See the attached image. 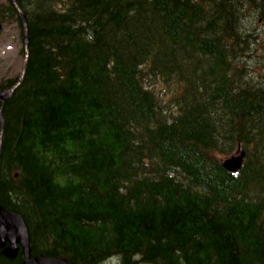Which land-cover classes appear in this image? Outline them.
Wrapping results in <instances>:
<instances>
[{"label": "trees", "instance_id": "1", "mask_svg": "<svg viewBox=\"0 0 264 264\" xmlns=\"http://www.w3.org/2000/svg\"><path fill=\"white\" fill-rule=\"evenodd\" d=\"M21 13L0 206L31 256L264 264V0H0L24 61ZM23 260L0 248V264Z\"/></svg>", "mask_w": 264, "mask_h": 264}, {"label": "water", "instance_id": "2", "mask_svg": "<svg viewBox=\"0 0 264 264\" xmlns=\"http://www.w3.org/2000/svg\"><path fill=\"white\" fill-rule=\"evenodd\" d=\"M21 17L24 23V45L26 49V56L23 63V70L19 77V81L12 87L8 89L0 90V101L3 103L5 99L10 96L18 84L23 80V76L26 70V64L28 60V34H27V23L23 13ZM0 120H1V134L4 128V119L0 110ZM1 147V145H0ZM246 151L243 147L239 149L231 156L226 157L223 160V166L231 171H238L244 161ZM18 246H21L24 253L23 264H69L67 261L58 258H33L31 256V250L29 246V234L24 218L13 211L3 210L0 206V248L3 254L9 258H13L18 253Z\"/></svg>", "mask_w": 264, "mask_h": 264}, {"label": "rangeland", "instance_id": "3", "mask_svg": "<svg viewBox=\"0 0 264 264\" xmlns=\"http://www.w3.org/2000/svg\"><path fill=\"white\" fill-rule=\"evenodd\" d=\"M22 46L20 31L16 24L0 26V80L12 78L20 72L23 62L20 53ZM151 82V86L156 88L164 99L180 92L178 87L167 86L158 78ZM104 264H117V262L111 260Z\"/></svg>", "mask_w": 264, "mask_h": 264}]
</instances>
